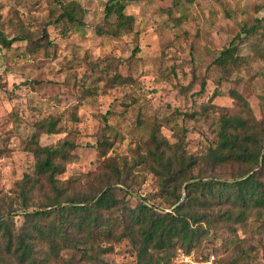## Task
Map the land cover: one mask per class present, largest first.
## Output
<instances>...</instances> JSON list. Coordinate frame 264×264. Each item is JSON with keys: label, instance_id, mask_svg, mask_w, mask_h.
<instances>
[{"label": "rangeland", "instance_id": "obj_1", "mask_svg": "<svg viewBox=\"0 0 264 264\" xmlns=\"http://www.w3.org/2000/svg\"><path fill=\"white\" fill-rule=\"evenodd\" d=\"M70 1L81 6V23L57 22ZM106 1L0 0V32L25 37L0 44V214L13 217L14 234L24 212L47 201L39 192L23 207L17 192V182L33 173L26 145L38 121L57 122L55 132L40 134L41 145L73 144L59 182L69 194L110 185L115 205L102 214L114 217L144 198L160 211L171 209L157 176L137 156L152 132L197 158L195 180L232 181L244 165L199 158L215 144L221 116L239 115L264 128V0H125L117 35L97 31L114 21L105 18ZM233 38L232 60L216 64ZM232 90L249 109L234 102ZM109 161L119 170L126 165L128 175L116 177ZM226 210L235 207L222 204L220 213ZM227 217L211 219L197 254L213 253L218 264H264V208L250 206L242 222ZM98 245L87 253L63 247L47 264L137 262L121 235Z\"/></svg>", "mask_w": 264, "mask_h": 264}, {"label": "trees", "instance_id": "obj_2", "mask_svg": "<svg viewBox=\"0 0 264 264\" xmlns=\"http://www.w3.org/2000/svg\"><path fill=\"white\" fill-rule=\"evenodd\" d=\"M125 6V0H107L104 15L106 19L114 15V21L108 28L100 27L97 31L119 34L124 27ZM62 8L57 22L66 19L81 23L82 8L76 1L67 2ZM44 37L47 39L46 34ZM20 39L25 37L7 39L0 32V44L4 46L9 47ZM234 50L235 38L214 62L222 65L232 60ZM230 94L235 103L249 109V102L237 91L232 90ZM56 125L54 119L38 121L26 145L35 162L33 173L17 182L20 204L26 207L28 200L39 192L46 195L47 201L40 210L24 212V221L16 234L13 233V217L0 214V264H8L10 260L18 264H47L59 257L63 247H81L87 253L95 246L100 247L99 242L120 235L131 242L136 264H168L178 247L188 251L201 244L208 235L207 225L211 224V219L228 216L227 219L242 222L250 206L264 208V179L261 178L264 174V128L248 126L247 118L222 115L215 144L199 157L215 166L244 165V171L232 181L195 180L191 172L197 158L186 154L180 145H172L152 132L149 146L137 156L139 161L148 163L157 176L159 191L166 199H171V209L160 211L144 198L133 208H120L118 217L110 212L107 216L102 214L115 205L110 185L93 194H69V186L59 182L57 175L65 171L72 142L65 140L59 147L39 143L40 134L55 132ZM106 144V139L100 142V146ZM107 166L116 177L128 175L126 165L119 170L109 161ZM222 204H231L235 210L220 213Z\"/></svg>", "mask_w": 264, "mask_h": 264}, {"label": "built area", "instance_id": "obj_3", "mask_svg": "<svg viewBox=\"0 0 264 264\" xmlns=\"http://www.w3.org/2000/svg\"><path fill=\"white\" fill-rule=\"evenodd\" d=\"M164 264V263H158ZM168 264H217L216 257L213 253L199 255L194 249L185 250L178 247L171 256Z\"/></svg>", "mask_w": 264, "mask_h": 264}]
</instances>
